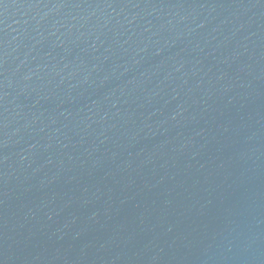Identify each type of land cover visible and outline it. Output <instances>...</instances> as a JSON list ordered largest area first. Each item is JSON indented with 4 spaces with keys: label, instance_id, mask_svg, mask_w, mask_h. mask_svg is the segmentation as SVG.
<instances>
[{
    "label": "water",
    "instance_id": "obj_1",
    "mask_svg": "<svg viewBox=\"0 0 264 264\" xmlns=\"http://www.w3.org/2000/svg\"><path fill=\"white\" fill-rule=\"evenodd\" d=\"M0 264H264V0H0Z\"/></svg>",
    "mask_w": 264,
    "mask_h": 264
}]
</instances>
